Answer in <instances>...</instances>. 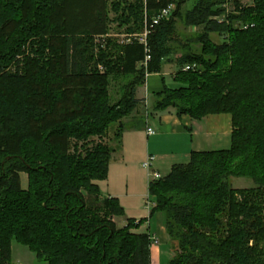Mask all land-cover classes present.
Instances as JSON below:
<instances>
[{"label": "trees", "instance_id": "16d2710c", "mask_svg": "<svg viewBox=\"0 0 264 264\" xmlns=\"http://www.w3.org/2000/svg\"><path fill=\"white\" fill-rule=\"evenodd\" d=\"M188 1L0 0V264H11L12 241L41 264L152 263L150 234L132 231L146 219L117 227L123 207L95 181L113 150L102 137L118 122L120 141L136 87L177 52L178 85L154 94L152 109L227 113L232 129L228 148L191 151L148 183L149 215L162 213L173 253L165 264H264V0H230L228 13L227 0ZM178 21L195 28L182 41ZM113 23L146 30V44L120 42ZM230 177L255 187L234 189Z\"/></svg>", "mask_w": 264, "mask_h": 264}, {"label": "crops", "instance_id": "0c3cea01", "mask_svg": "<svg viewBox=\"0 0 264 264\" xmlns=\"http://www.w3.org/2000/svg\"><path fill=\"white\" fill-rule=\"evenodd\" d=\"M198 47L195 45L194 50ZM180 56L177 52L165 57L161 71L146 73L143 83L136 87L135 96L139 102L132 113L125 116L120 141L112 145L107 178L95 181L102 197L119 200L124 210V215L120 216L125 219L122 226L128 218L135 221L146 219L132 231L148 232L150 237L158 240L150 247L151 259L156 264H160L159 245L162 241L167 242V235L160 212H156L151 226L152 215H149L150 208L144 202L146 193L142 190V184L146 183L142 163L148 156H153V167L160 174H168L173 164L186 163L191 151L220 149L225 139L230 138L232 129L231 117L227 113L209 114L201 120H194L187 114L177 115L172 107L164 111L152 109L154 94L161 92L165 85H178L174 76L181 68L177 62ZM147 127L154 129V133L147 134ZM26 185L22 187L26 188ZM115 217L112 219L117 225Z\"/></svg>", "mask_w": 264, "mask_h": 264}, {"label": "rangeland", "instance_id": "374dc122", "mask_svg": "<svg viewBox=\"0 0 264 264\" xmlns=\"http://www.w3.org/2000/svg\"><path fill=\"white\" fill-rule=\"evenodd\" d=\"M240 2L242 5H250L253 2V0H240ZM192 3H193L192 0L188 1L184 5V8L185 9L190 8L192 6ZM110 15L113 16L112 13ZM110 27H111L110 32H111L112 36L118 38L120 42H124L125 39L128 37V34L122 33L121 30L120 31L118 30L115 23L111 24ZM176 27H177V37H178V39H181V41L184 39L186 34H189L192 31L189 28H185L180 21L177 22ZM136 34H139V33H132L130 35H136ZM212 38L215 41L220 40L219 35H217V34H212ZM168 80H169V78H168ZM122 82H123L122 78H118L117 81L111 82L110 92H111V96L113 97V99L118 97V95L120 93V91H119L120 85L122 84ZM175 85L169 84V86H171V87H173ZM125 119H126V117H123L121 119V121H120L121 124L124 123ZM117 128H118V122L111 124L109 126L105 136L102 137V142H104L108 146L112 147V145H114L117 142V139L115 138V131L117 130ZM91 140H92V142L100 141L99 138L96 136L91 137ZM225 140H226V142L223 143L224 146L221 145V147H219L220 149L228 148L230 138L228 137V139H225ZM144 173H145L144 179L146 180V183L144 186L142 184V190L144 191V193H146L145 194L146 196H144V202L147 203V201L151 198L147 192V186H148L149 179L147 177L146 169H144ZM165 174H167V173H161L160 175L165 176ZM21 183L23 186H25L27 183V175L25 173H21ZM229 184L234 189H245V188L255 187L253 180L251 178H247V177H230L229 178ZM156 215H157L156 213L152 214L151 226H152V224H154L153 222H155L154 219H155ZM162 217H163V215H162ZM124 220H125L124 217L116 216L115 217V221L117 223L116 226L117 227L122 226ZM162 223H163V221H162ZM163 225H164V223H163ZM166 235H167V233H166ZM159 249H160V251H159L160 252L159 263L165 264L173 255V253L170 250V247L168 245V236H167V242L165 243L164 241H162L159 245ZM10 262H11V264H41L40 262L37 261V258L35 257L34 253L32 251H30L27 246H24L20 243H17L16 241H12V243H11ZM151 264H156V262H154V259H152Z\"/></svg>", "mask_w": 264, "mask_h": 264}, {"label": "built area", "instance_id": "2783aa9c", "mask_svg": "<svg viewBox=\"0 0 264 264\" xmlns=\"http://www.w3.org/2000/svg\"><path fill=\"white\" fill-rule=\"evenodd\" d=\"M222 6L225 8L226 13L230 12V10L232 9V7L230 5V0H227ZM172 7H173V4H170L166 8L162 9L153 18V23H157L160 18L167 17L169 12H170V10L172 9ZM217 19H219V21H222L224 18H223V16H221V17H218ZM242 27L245 28L246 25H243ZM146 34H147V31L144 30L143 32H141L139 34H136V35H128L126 40L129 41L131 38H137V40H139L140 42H143L144 44H146V41H145ZM148 58H149V56H146L145 61ZM145 61H144V63H145ZM193 67H195V64L185 65L183 67V69L187 70V69H190V68H193ZM146 132H147V134H153L154 133V129H152L151 127H147L146 128ZM153 159H154L153 156H148L147 159L142 163V167L144 169H146V171H147V177L149 179L148 183L151 180L158 179V178L162 177L160 175V173L153 167ZM146 205H147L148 208H150L153 205V202L151 201V199H149L147 201ZM157 243H158V240L156 238H154V237H151V246L152 245H156Z\"/></svg>", "mask_w": 264, "mask_h": 264}]
</instances>
